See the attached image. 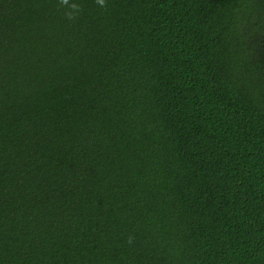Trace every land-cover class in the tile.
Wrapping results in <instances>:
<instances>
[{"label": "trees", "instance_id": "obj_1", "mask_svg": "<svg viewBox=\"0 0 264 264\" xmlns=\"http://www.w3.org/2000/svg\"><path fill=\"white\" fill-rule=\"evenodd\" d=\"M0 0V264H264V0Z\"/></svg>", "mask_w": 264, "mask_h": 264}, {"label": "clouds", "instance_id": "obj_2", "mask_svg": "<svg viewBox=\"0 0 264 264\" xmlns=\"http://www.w3.org/2000/svg\"><path fill=\"white\" fill-rule=\"evenodd\" d=\"M97 4L104 7L106 6V0H96ZM61 5L68 6L71 10L66 12V17L69 20H73L81 11V6L77 3H70V0H60Z\"/></svg>", "mask_w": 264, "mask_h": 264}]
</instances>
